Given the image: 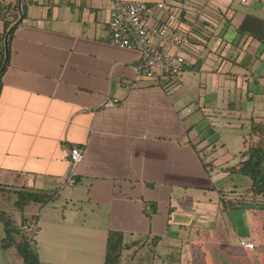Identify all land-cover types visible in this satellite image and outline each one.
<instances>
[{"label": "crops", "instance_id": "obj_1", "mask_svg": "<svg viewBox=\"0 0 264 264\" xmlns=\"http://www.w3.org/2000/svg\"><path fill=\"white\" fill-rule=\"evenodd\" d=\"M122 1L175 10L184 71L138 77L137 52L109 44L111 0H23L0 78V209L33 241L40 264H104L110 232L128 246L119 264H138L143 249L146 264H220L216 254L264 264L254 241L264 243V212L222 209L221 195L249 186L236 192L225 182L235 150L219 135L211 142L221 116L230 130L264 118V0ZM164 17L157 11L150 24ZM73 147L85 155L71 168ZM71 174L76 183L65 184ZM19 191L54 199L17 211ZM3 238L0 224V264H23Z\"/></svg>", "mask_w": 264, "mask_h": 264}, {"label": "trees", "instance_id": "obj_2", "mask_svg": "<svg viewBox=\"0 0 264 264\" xmlns=\"http://www.w3.org/2000/svg\"><path fill=\"white\" fill-rule=\"evenodd\" d=\"M22 13L24 18V6H22ZM18 15V0H0V21L3 23V32L0 33V78L7 66L4 40L9 29L17 22ZM15 28L9 33L8 44ZM248 130L249 136L244 139L243 151L240 153L243 160L233 166L222 168L221 172L229 176L240 175L247 177L250 180V185L238 197L227 198L221 195V206L224 211L257 210L264 212V118H252L249 122ZM2 191L3 189L0 188V192ZM16 196L17 199L13 207L17 211H22L31 203L46 205L54 199V194L44 192L19 191ZM0 224H2L4 229L1 248L3 250L14 248L17 255L22 259L23 264H40L37 252L33 247V241L21 231V226H18L9 214L1 209ZM127 248L128 246L124 244L121 233L110 232L107 237L104 264H119L121 253Z\"/></svg>", "mask_w": 264, "mask_h": 264}, {"label": "built area", "instance_id": "obj_3", "mask_svg": "<svg viewBox=\"0 0 264 264\" xmlns=\"http://www.w3.org/2000/svg\"><path fill=\"white\" fill-rule=\"evenodd\" d=\"M157 11L165 12L164 19H160L158 24H150L151 15ZM177 19L175 10H167L163 3L111 0L108 16L109 44L117 49L137 52L135 72L138 77L146 80L177 78L186 65L181 54L186 38L180 36L174 28ZM115 104L117 101L112 100L107 101L105 106ZM84 155L83 148L73 147L67 152L66 160L74 168L82 162ZM75 183L72 174L65 180V184ZM27 231L34 236L38 227L31 224ZM239 246L245 250L255 249L253 243L245 240H241Z\"/></svg>", "mask_w": 264, "mask_h": 264}, {"label": "rangeland", "instance_id": "obj_4", "mask_svg": "<svg viewBox=\"0 0 264 264\" xmlns=\"http://www.w3.org/2000/svg\"><path fill=\"white\" fill-rule=\"evenodd\" d=\"M226 122V118L224 117H220V125L221 127L218 129V134L216 135H213L211 137V142L213 143H216L217 139H218V136H220L221 140H220V143L222 142H225L227 143L230 147H232L235 152V163L239 162L242 160V158L240 157L239 155V151L242 150V141L244 138H248L249 136V130H248V127H247V124H245V126H243V128H237L236 130H230L226 127H222V124ZM232 131V132H231ZM219 143V142H218ZM226 183L230 184V185H235L236 187L232 188L234 191L236 192H241L243 189H245V187H248L249 184H250V180L247 178V177H243V176H240V175H236V176H233V177H229V178H226L225 179ZM0 201H1V197H0ZM2 202V201H1ZM1 207H3V204L1 203L0 204ZM10 210L12 212H14L13 209L10 208ZM185 237V236H183ZM184 239H186L187 241V238L185 237ZM235 239V238H234ZM232 240V244L233 245H237V241L236 240ZM254 241L257 243L258 246H260V251H263V248H264V243H263V240H259L257 238H254ZM180 253H181V250L179 247H176L174 246V254H176L177 257L180 256ZM125 254H129V252H125ZM150 256V253L146 250V249H143L141 251V253H139L135 259L136 263L138 264H146L147 262V259L149 258ZM214 259V262H218L220 259V264H230L232 263V261L230 262H227L228 260L225 259V257L223 255H217L214 257H212ZM226 261V262H225Z\"/></svg>", "mask_w": 264, "mask_h": 264}, {"label": "water", "instance_id": "obj_5", "mask_svg": "<svg viewBox=\"0 0 264 264\" xmlns=\"http://www.w3.org/2000/svg\"><path fill=\"white\" fill-rule=\"evenodd\" d=\"M22 1L23 0H18V6H19V15H18V20L17 22L9 29L6 37H5V40H4V46H5V62L7 60V44H8V38H9V33L17 26L21 23L22 21V17H23V13H22ZM4 67V65H3Z\"/></svg>", "mask_w": 264, "mask_h": 264}]
</instances>
